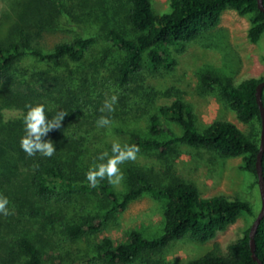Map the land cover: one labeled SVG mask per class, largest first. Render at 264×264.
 Instances as JSON below:
<instances>
[{"label": "trees", "instance_id": "obj_1", "mask_svg": "<svg viewBox=\"0 0 264 264\" xmlns=\"http://www.w3.org/2000/svg\"><path fill=\"white\" fill-rule=\"evenodd\" d=\"M168 1V11L156 14L151 0H106L109 4L99 6L101 12L97 6L74 4V0H0V196L9 201L7 212H0V264H68L46 258L42 231L53 225V218L63 220L71 206L83 211L104 208L102 218L86 216L75 221L68 217L60 224V236L77 242L101 232L110 216L143 195L165 202L162 234L149 240L131 231L126 242L116 245L103 239L95 251L104 263L131 264L183 238L210 243L246 215L249 225L241 237L224 250L214 243L209 251L186 264H257L249 246V231L257 215L250 202L224 195L207 197L184 182L156 184L129 159L118 165L123 173V192H117L107 175L97 177L95 186L86 178L90 169L107 163L114 155L112 144L106 140L113 118L130 113L135 119H143L147 128L145 134L124 133L120 142L123 150L127 145L135 146L136 154L149 151L165 155L174 145L182 144L223 158L242 157V169L257 185L255 161L261 118L255 92L264 78H249L238 84L211 75L198 80L199 92H215L222 105L246 127L244 131L226 120L197 128L191 105L181 99L169 105L141 106L149 98L143 89L147 77L173 66L172 51L179 52L201 34L214 30L225 10L248 17L247 38L251 43H257L264 33V12L258 9L257 0ZM100 13L121 18L134 37L114 25L94 34ZM65 28L73 31L71 38L49 45L45 36ZM99 40L109 47L114 61L106 76H100L104 58L93 63L87 57ZM262 100L264 105V95ZM139 102L143 103L138 106ZM106 103H112L111 110ZM37 105L44 106L45 124L63 116L59 127L39 137L41 143H52L50 157L40 149L29 155L21 147L26 136L25 117ZM136 106V110L130 108ZM101 118L110 122L109 128L99 124ZM168 123L178 124L182 135L175 136ZM164 133L170 137L166 141L160 140ZM32 139L36 143L35 134ZM93 148L98 149L96 154L90 151ZM105 152L108 156L100 160ZM262 169L264 178V154ZM25 206L32 207L29 212L34 219L30 224L21 215ZM40 207L47 214L35 219ZM254 241L255 255L264 264V218Z\"/></svg>", "mask_w": 264, "mask_h": 264}, {"label": "rangeland", "instance_id": "obj_2", "mask_svg": "<svg viewBox=\"0 0 264 264\" xmlns=\"http://www.w3.org/2000/svg\"><path fill=\"white\" fill-rule=\"evenodd\" d=\"M151 2L156 14L168 11V0H151ZM74 4H91L92 7L97 6L101 12L102 8L99 6L109 3L106 0H74ZM100 16L95 22L98 26L95 25L94 34L98 35L102 29L114 25L126 36L134 37L130 27L118 16L115 19L103 17L101 13ZM249 27L248 17L240 16L231 9L225 10L214 30L201 34L179 52L172 51L175 60L173 66L153 72L147 77L143 89L147 92L145 96L149 98L144 99L146 102L141 108L169 105L175 99H181L191 105L197 128L203 129L214 120H226L244 131L246 127L222 105L213 94L215 92L205 95L199 92L198 80L203 75H211L223 82L231 80L234 84H238L249 78H264V33L257 43H251L247 38ZM72 33L73 31L68 28L57 34L46 35L45 40L52 45L65 37L71 38ZM87 57L93 63L95 59L104 58L100 76L109 74L111 70L109 65L114 61L109 54V47L103 41L99 40ZM146 75L149 74L145 73L144 76ZM140 103L143 102H139L138 106ZM138 106L130 108L136 110ZM112 122L110 128V122L107 124L110 131L106 134V140L112 146L114 143L120 145L126 132L146 133L145 121L140 118L135 119L130 113L115 117ZM168 127L175 136L182 135L178 124L168 123ZM169 138L167 133H164L160 140L166 141ZM90 151L96 154L98 149L93 148ZM128 161L138 163L139 168L156 184L189 183L204 196L224 195L230 199L240 198L253 205L255 214L260 209L258 186L254 185L255 178L242 169V157L223 158L214 152L180 144L174 145L165 155L142 151L135 154V159ZM115 188L117 192L124 191L122 182L115 184ZM14 203L18 205V202L14 201ZM31 206L22 209L21 215L26 217L27 224L34 219L29 212ZM164 206V201L143 195L130 202L124 211L110 216L101 232L91 234L77 242H70L59 234L60 224L64 223L66 218L71 217L78 221L86 216L102 218L106 213L100 206L84 211L71 206L66 218L63 220L53 218V225L42 231L45 237L42 242L46 258L68 264H106L96 253L95 245L103 239H109L114 245L124 243L131 231H136L149 240L160 236L163 231ZM35 214L37 215L35 219H42L47 213L40 207ZM248 225V216L243 215L224 232L218 233L210 243L198 244L183 238L170 243L152 256L138 258L131 264H186L209 251L214 243L224 250L229 243L241 237Z\"/></svg>", "mask_w": 264, "mask_h": 264}, {"label": "clouds", "instance_id": "obj_3", "mask_svg": "<svg viewBox=\"0 0 264 264\" xmlns=\"http://www.w3.org/2000/svg\"><path fill=\"white\" fill-rule=\"evenodd\" d=\"M111 100L112 103H115L116 97L113 96ZM112 103H106L105 106L111 110ZM62 117L63 116L54 118V120L45 124L44 106L37 105L35 107H31L25 117L26 136L21 140V147L23 150L29 155H32L34 153V149H40L43 155L50 157L54 151L52 143H41L39 142V137L52 127H59V121L62 119ZM108 123L109 121L105 118H101L99 121L101 126L107 125ZM33 134H35L36 143H33ZM124 148L127 150H123L118 143H114L112 146V153L114 155L107 159V163H101L87 172L86 178L92 186L97 184V177L104 178L105 175H107L109 182L112 184H117L123 179V173L118 168V165L127 159H135V154L138 151L135 146L125 145ZM106 156H108V153H103L100 156V160H104ZM8 203L9 201L6 197L0 196V212H7L6 205Z\"/></svg>", "mask_w": 264, "mask_h": 264}, {"label": "water", "instance_id": "obj_4", "mask_svg": "<svg viewBox=\"0 0 264 264\" xmlns=\"http://www.w3.org/2000/svg\"><path fill=\"white\" fill-rule=\"evenodd\" d=\"M258 9L261 12H264V0H257ZM263 89H264V79L257 85L255 98L256 103L259 109V115L261 118V131H260V140H259V149L255 161V172L257 177V186L260 196V209L256 215L255 220L253 221L250 231H249V246L252 253V258L257 264H262L255 255V241L254 236L257 231V228L264 218V178H263V169H262V158L264 154V105H263Z\"/></svg>", "mask_w": 264, "mask_h": 264}]
</instances>
